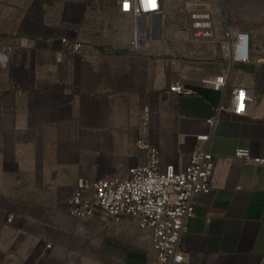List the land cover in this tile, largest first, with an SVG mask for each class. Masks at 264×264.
I'll list each match as a JSON object with an SVG mask.
<instances>
[{
  "label": "crops",
  "instance_id": "crops-1",
  "mask_svg": "<svg viewBox=\"0 0 264 264\" xmlns=\"http://www.w3.org/2000/svg\"><path fill=\"white\" fill-rule=\"evenodd\" d=\"M48 1L35 0L34 18L23 23L40 34L12 47L0 72V264H157L136 219H74L71 196L81 178L124 177L143 165V144L157 147L163 166L182 168L205 148L196 139L204 134L212 187L195 197L180 242L184 264H264V164L234 156L244 148L264 158V39L237 23L221 28L219 39L249 33V60L232 61L213 42L192 41L188 14L165 0L160 16L141 20L150 40L135 52L133 22L118 1L106 15L87 9L82 30ZM252 6L233 10L253 15ZM5 26L18 24L10 17ZM222 75V92L203 82ZM175 83L192 94L171 92ZM236 88L254 95L240 116L230 112Z\"/></svg>",
  "mask_w": 264,
  "mask_h": 264
},
{
  "label": "built area",
  "instance_id": "built-area-1",
  "mask_svg": "<svg viewBox=\"0 0 264 264\" xmlns=\"http://www.w3.org/2000/svg\"><path fill=\"white\" fill-rule=\"evenodd\" d=\"M117 1L119 12L130 16L133 22L130 48L140 52L150 40L149 35L141 34L143 26L140 22L148 16H160L165 0ZM187 14L190 37L198 41H210L218 34L216 18L225 16V10L217 11L198 3L190 6ZM224 45L232 61L249 60V33L239 32L234 39H226ZM72 48L80 51L82 44L74 43ZM12 51L9 45L0 46V68L7 67ZM203 82L219 92L227 84L226 75L207 78ZM170 91L181 95L192 94L180 83L171 86ZM253 100L254 95H250L247 89L236 88L230 112L234 116L243 115L248 101ZM223 109L220 105L216 111L219 113ZM148 120L146 111L145 125ZM208 122L215 125L217 117ZM196 139L204 143L205 148L193 152L189 162L182 168L173 163L163 166L157 147L143 144L147 151L146 162L130 168L126 176L79 179L70 199L68 215L74 219L101 218L117 223L125 218H134L139 227L149 233L151 253L157 264H184L185 254L180 242L187 221L195 214V197L210 191L214 171V155L208 149L211 135H198ZM234 156L245 164H264V158L253 156L249 149L238 148ZM12 220L11 216L7 221Z\"/></svg>",
  "mask_w": 264,
  "mask_h": 264
},
{
  "label": "rangeland",
  "instance_id": "rangeland-1",
  "mask_svg": "<svg viewBox=\"0 0 264 264\" xmlns=\"http://www.w3.org/2000/svg\"><path fill=\"white\" fill-rule=\"evenodd\" d=\"M116 1L117 0H49L48 3L56 15L61 17L64 16L63 20H65V22L67 21L66 23L72 26V28H75L76 30H82L87 9L92 7L98 8L101 10V15H106L114 6ZM10 2L14 4V8L6 6V3ZM25 2V0H0V46L10 45L11 47H14L21 44V42L24 40L35 39L40 34L38 31L27 30V26L23 24L25 21H29V19H31L30 15L32 19L34 18V5L36 4L35 0H28L30 15H24V18L22 19L24 14L23 11L26 10L22 8V5H26ZM171 2L172 0H168L167 5L171 4ZM175 2L180 14H187L188 8L196 3L207 5L208 7L214 8L217 11L219 9H224L225 16L216 18L218 35L221 32V28H226V24L232 25L233 23H237L240 26H244L246 28L248 27V30L254 36L264 39V3L261 1H259L257 5L253 6L249 5L247 2H242L239 5V3L234 2V0H175ZM91 4H93V6ZM238 6H252V9H254V14L245 16L237 13L236 15L233 9ZM9 16L11 17V22L13 21L14 24H18V26H13L15 28L13 31L5 30V24L7 23V19L10 18ZM175 22L181 27L184 26V22L182 20H176ZM223 32L225 34L224 30ZM238 33L239 31L236 33V35ZM189 38L192 41H196L190 37V35ZM225 41V38L219 39L218 37L210 40V42H213V45L220 46L225 57L229 58L224 45ZM2 71H4V69L0 68V72Z\"/></svg>",
  "mask_w": 264,
  "mask_h": 264
}]
</instances>
